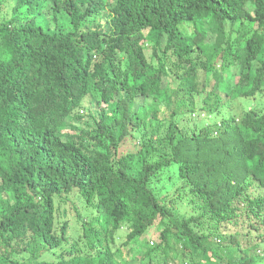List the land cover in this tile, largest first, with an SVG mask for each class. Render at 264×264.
Here are the masks:
<instances>
[{
  "label": "trees",
  "instance_id": "trees-1",
  "mask_svg": "<svg viewBox=\"0 0 264 264\" xmlns=\"http://www.w3.org/2000/svg\"><path fill=\"white\" fill-rule=\"evenodd\" d=\"M0 15V264H264V0Z\"/></svg>",
  "mask_w": 264,
  "mask_h": 264
},
{
  "label": "rangeland",
  "instance_id": "rangeland-1",
  "mask_svg": "<svg viewBox=\"0 0 264 264\" xmlns=\"http://www.w3.org/2000/svg\"><path fill=\"white\" fill-rule=\"evenodd\" d=\"M2 16L3 15H0V18H2ZM232 70H234V67L232 68ZM240 75H241V73L239 72V71H237V73H236V76H237V78H236V84L238 83V78L240 77ZM262 101H264V93H260V94H258L254 99L253 98H251V100L250 101H248L247 103H245L244 105H241V108H243L244 109V111L246 110V109H248V111L249 110H251V109H253V107H255L256 108V110L259 112L260 110H261V108L263 107L261 104H262ZM264 103V102H263ZM263 111H264V108H263ZM196 120H203V119H205L204 118V115H199V114H197L195 117H194ZM218 122H219V124H222L221 122H222V119L221 118H218ZM209 123H211V121H209ZM132 151V150H131ZM79 206L83 209V213H84V204H79ZM186 206H189V204L188 203H186ZM69 207V204H67V208ZM191 207V206H190ZM188 212H190L191 211V208H189L188 210H187ZM90 212H91V210H90ZM86 214H88V213H84V217H85V215ZM71 216H73V213H71ZM125 233L126 232H123V234L122 235H125ZM145 246H141L140 248H139V255H142L143 253H145ZM62 251V250H61Z\"/></svg>",
  "mask_w": 264,
  "mask_h": 264
}]
</instances>
